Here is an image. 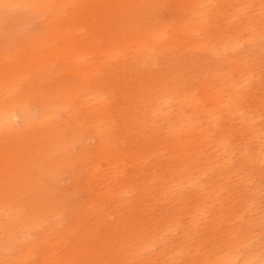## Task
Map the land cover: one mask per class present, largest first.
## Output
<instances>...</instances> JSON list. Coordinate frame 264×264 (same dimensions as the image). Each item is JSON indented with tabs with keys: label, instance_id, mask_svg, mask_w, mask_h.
I'll use <instances>...</instances> for the list:
<instances>
[{
	"label": "bare ground",
	"instance_id": "6f19581e",
	"mask_svg": "<svg viewBox=\"0 0 264 264\" xmlns=\"http://www.w3.org/2000/svg\"><path fill=\"white\" fill-rule=\"evenodd\" d=\"M138 1L142 0H126L125 7L133 9ZM144 1L146 0L142 2ZM56 2L55 0L32 2L0 0V264L91 262L93 264H264V251H259V248H264V244L248 243L250 242V240L247 242L248 236L237 240L232 233L218 232L216 224H219L227 214L222 209L213 210L209 207L211 198L217 193V184L234 165L233 160L238 154L236 149L229 148L230 139L228 137L224 139V135L220 134L225 125L221 126L219 120L224 113L236 127L241 121L238 112L242 107L239 108V106L243 104L240 103L243 87L237 88V84L230 83V89H226V81L220 79L223 69L219 72L212 71L211 61L208 60L205 63L204 59L201 63L205 65L200 68L199 66L203 64L198 65L199 60L196 61L199 48L203 54L210 56L207 51H204V49L207 50L204 45L193 43V40L199 39L197 32H200L194 25L199 21L200 16L197 8H206V12H211L216 9L220 1L187 0L182 9L173 15V19L183 28V31L179 30L176 40H170L163 47H161L164 44L163 38H167L170 32L166 30L157 32L158 28H147L146 39L138 44H131L127 47V51H116L114 46L120 37L124 35L129 37L131 33L130 30L125 31V29L119 32L122 24L119 28L110 30L108 37L107 34H100L105 39L103 44H99L101 47L97 48L105 54V65L116 61L118 68H113L112 72L120 69L123 75L120 78L108 77L107 80L112 79L108 87L98 88L97 92L93 93L88 92L87 80H84L85 90L75 80L84 76H88L87 79L93 77L94 80L102 71L93 67L91 74L81 73L91 67L88 68L83 64L85 59L83 57L92 54L93 47L88 46V52H79L80 56L75 53L70 54L60 69V62H63L61 58L65 57V49L62 51L59 50L60 48H55L53 41L55 39L64 43L66 38L71 39L72 33L82 34L84 29H87L90 34L96 33L98 17L96 13L87 10L86 23L72 17L73 20L66 25L63 20L64 13L62 14L53 5ZM223 4L228 7L227 11L222 14L221 10H215L217 13L211 19L205 16L210 23L208 21L204 23V28L209 29L211 34L209 39H212L207 47H210L211 51H216L212 54L217 56L216 60H219L220 65L226 64L221 58L227 50H238L243 46L246 48L258 46L263 37L262 32L255 30L256 25L253 21L234 24L236 18L244 16L242 13L244 9L238 10L236 2H223ZM19 10H26L27 14L18 17ZM50 10L54 11L51 14L54 17L51 24L55 26L52 27L49 37L44 36V31H41L38 22L40 28H32L30 33H22L18 36L23 46L21 52L25 53L27 48H33L31 54L37 61L27 59L29 56L27 54L14 59L13 56L17 52L9 53L7 49L12 46L11 42H14L15 37L12 38L13 34L7 24L15 18L24 23L31 16L37 17L39 13L43 14ZM231 10H238L233 17L228 13ZM118 12L115 10L108 13L104 21L105 27H108L111 22H116L115 14ZM150 14L151 10H148L144 18L148 19ZM168 26L166 25L163 29ZM232 30L239 34V42L230 40L218 42L217 39L212 38L214 35L221 34L230 37ZM98 31L104 33L99 29ZM44 40L43 44L41 41ZM69 40L64 43V46ZM37 44L40 46L35 47ZM168 49H170L169 52H167ZM123 52L126 53L120 56ZM156 52L157 58L163 60V63L180 55L183 59L178 63L181 66L176 70L188 72L187 80L184 82L181 80V83L175 82L173 87L172 83H169L170 86L158 84V88L153 91L151 102L145 100L139 92H136L132 98H128V91L124 95V89L121 90L123 96L121 101H108L109 96L117 91L112 90L114 84L118 85V80L123 81L126 78L124 74L130 70L129 67H146L154 64L156 59L154 58L153 61L150 55ZM126 55H133L134 59L129 62L121 61ZM53 63L54 66H52ZM51 67L56 68L51 76H61L59 82L52 83V89L48 90V95L53 94L52 97L45 99L39 96L37 103L30 101L28 94L34 91L37 84L47 83L49 86L47 75ZM74 68H78L80 72L73 73L72 80L67 79L69 76L61 74V70ZM197 68L198 72L202 69L213 75L211 84H213L214 92L212 91L213 94L207 97L209 108L205 111L195 109L196 106L192 105L194 100L192 93L186 92L183 87L185 82L191 87L196 85L191 71ZM179 77L181 75L176 79ZM22 84H26L27 95L25 96L16 94L17 88ZM124 85L117 88L120 90ZM57 93L63 94V101L55 105L54 94ZM76 103L93 109V128L89 125L84 126L81 119L73 122V127L63 128L60 119L65 116L68 106ZM182 104L183 108L179 110ZM109 107L119 109L122 115H116L114 111L109 110ZM196 115L200 123L196 122ZM159 119L161 123L157 124ZM63 120L67 121V118ZM230 125L228 123L229 127ZM209 126L214 128L213 135H219L212 141H209V137L202 131L203 127ZM195 128H197L196 133H192ZM244 129H247L250 135L252 134L250 120ZM184 130L189 142L192 134H195L200 138V144L191 145L187 140L184 142L176 139L175 135ZM144 133L148 136L139 141L138 138L144 136ZM90 137L95 139L99 148L95 161L93 160L95 154L86 152L89 149H87L86 139ZM116 137L125 139L124 143L128 142V152L123 155L122 150L119 149L114 151L108 159L104 150L107 148L113 150L117 147L112 143ZM251 139H254L255 146L250 149V153H247V150L244 157H247L248 162L264 161V154H261L259 150L264 146V140L261 141L263 137L254 136ZM75 147L77 149H74ZM245 148L247 149V146ZM79 149H83L84 152L77 154ZM160 152L166 154L164 159L159 157ZM239 152L241 153L240 150ZM118 157L121 159L119 160ZM105 159L108 161L105 166H102L100 161ZM166 159L169 161L163 162ZM132 160L133 182L136 181L137 174L141 175L144 181L149 178H152L149 179L150 182L153 181L151 191L146 192V201L139 210L132 208V204L137 200L134 186L127 187L125 183H122L120 189L123 195L114 189L118 183L117 178L123 162H132ZM146 161L152 164L146 167L142 164ZM154 164H156L154 167L157 168V172L150 170ZM238 167L236 172L241 171L239 165ZM62 173L66 178H72L75 187L79 189L81 187L78 180L83 179L82 185L85 187H82L89 194V197L80 205L83 221H88L84 218L83 209L97 210V205L103 203L102 196L104 199L109 197L111 208L120 214V218L116 226H113L116 228V233L112 232L103 237L105 241L103 244L92 246L90 240L84 236V243L79 242L77 247L67 249L66 255L62 258H56L52 247L57 250L66 248L63 233L72 231L70 227L74 226L75 221L73 210L62 199L61 193H54V196L52 194L57 178ZM239 174H235L234 177ZM155 182H158L157 186H154ZM47 183L48 186H45ZM111 185L113 186L110 187ZM44 188L47 190L45 191ZM205 188H210L212 191L203 193ZM237 189L236 194H239L244 191L245 185L241 182V186ZM185 190L190 191L188 194L195 198L192 205L188 207L184 206L185 197L182 193ZM152 192L157 195V197L152 196L155 201L164 200L165 204L172 206V209L166 211L168 208L165 207L163 209L165 211L157 210L159 207L155 208V205L158 203L148 206L149 194ZM107 193L109 196L106 195ZM180 198L183 200H179ZM173 202L176 203L173 204ZM247 203L244 202L243 205ZM163 206L164 204L160 207ZM150 211H154L153 214L149 213ZM64 213L69 219L67 230L56 228L58 225L61 226V216ZM217 214H219L218 217ZM136 216L140 217L139 224L133 228ZM208 218L210 219L206 220ZM215 221L216 223H213ZM126 222L132 224L125 229ZM42 225L46 227L43 228ZM200 232L202 233L199 234ZM55 234H58L61 240L59 244L52 245ZM113 234L117 236L113 237ZM83 244L86 247H81ZM15 250L22 251L24 254L16 255ZM86 250H88V256L84 252ZM31 255H33L32 258ZM86 258H89L88 262Z\"/></svg>",
	"mask_w": 264,
	"mask_h": 264
},
{
	"label": "rangeland",
	"instance_id": "374dc122",
	"mask_svg": "<svg viewBox=\"0 0 264 264\" xmlns=\"http://www.w3.org/2000/svg\"><path fill=\"white\" fill-rule=\"evenodd\" d=\"M30 2L34 0H28ZM57 1L55 4H53L60 12L63 14V20H65L64 23L66 25L72 17H75L74 19H80L83 20L85 23L87 18V10H90L92 13H96V16L98 17V23L95 26V28H98L101 32L104 31V33H99L98 29L96 33L90 34V32L87 29L82 30V34L80 33H72L69 38H66L64 41L69 42L67 44L61 43L58 40L53 41V45L55 48H60L59 50L65 49V57L61 58L63 62H60L61 68L65 64L64 60L69 56L70 54H76L78 55L79 52L87 51L88 46L93 47V53L87 54L83 61V64H85L89 69L86 71H82V74H91L93 72V67L95 69H101L102 71L98 73V77L93 80V77L91 79H87L88 76H84L81 79L75 78L76 81H78L84 89V80H87L88 82V92H97V89H103V87L107 88L108 85L112 82L107 80L108 77L113 78H120L123 75V71L119 69V71H113V68H118L117 62L114 61L112 63H108L105 65L104 63V57L105 54L101 52L100 48H97L98 46L101 47L99 44H103V37H101L100 34H107V37L109 36L108 32L113 29H117L120 27V31L125 29V31L130 30L131 33L129 37H126L125 35L123 37H120L116 44V51H122L126 50L127 47L131 44H138L146 39L145 37V30L149 27L151 28H158L157 32L166 30L167 32H170V35L167 36V38H163L164 44L161 46L163 47L166 45L170 40L175 39L177 37V33L179 30L183 31V28L177 22L173 19V15L177 13L179 10L182 9V7L186 4L187 0H146L144 2L138 1L137 5L133 9H127L125 7L126 0H55ZM219 4H217L216 9L217 11H222V14H224L225 11H227L228 7H225L223 2L232 3L236 2L238 10H243V17H238L235 19V25H237L239 22L243 21H253L254 25H256L255 30L257 32H262L263 37L261 40V43L258 46H249L244 47L242 49L238 50H227L226 54H223V61L226 62L225 65H220L219 60L217 56H214L212 53H215L216 51H211L210 47H207L209 43H211L212 39H209L211 34L209 32V29H205V22L208 21L205 16L209 17L211 19L212 16H215L217 11L213 10L211 12H206V8L198 7L199 9V21L197 23H194L196 26V30H200V32H197V38L198 40H193V43H198L204 45L206 49L204 51H207L209 55L203 54L201 52V49L199 48L198 54L196 56L198 61L202 66H199L202 68L206 61H211V70H216L219 72L221 69H223L221 73V80L224 79L226 81L225 87L226 89H230L229 84H237V88L243 87V91H241L240 94V103H243L239 106V108L242 107L241 110H239L238 115L241 117V121H239V124L235 127L233 125V122H231L230 119H227V116L223 113L224 116H222V120L220 118L219 122L221 126H224L223 131H221L220 134L224 135V139L227 137L230 139L231 144L229 145V148L236 149L238 154H236V157L233 162L234 165L230 168L228 173L225 174V176L222 178L221 181L217 184L218 189L217 193L211 198V201L209 202V207L213 210L215 209H222L227 215L221 220L219 224H216L218 228V232L220 231H226V233H232L234 236H236L237 240L239 239H245L246 236H248V240L250 242L248 243H256V244H264V161L261 160L258 163H254L252 161H247V157H244V154L250 153L254 145V139H251L254 136L263 137L261 141L264 140V0H219ZM58 6H61V8H58ZM236 6V5H235ZM246 8V9H245ZM118 10L119 12L115 14V20L116 22H111L108 27H105V20L107 19V15L111 11ZM148 10H151V14L148 17V19L144 18V15L148 12ZM205 10V11H204ZM237 10V11H238ZM26 11V10H25ZM23 10L18 11V17H21L25 14H27ZM233 11V10H231ZM228 11L229 15L232 17L236 14L237 11ZM54 11L50 10L45 11L42 13H39V16L33 17L31 16L29 19H27L24 23L19 20L18 18H15L10 23H8V29L13 34L12 38L15 37L14 42L12 43V46L9 47L7 50L9 53L17 52L13 57L14 59H17L19 57L24 56L25 54L29 55L27 59L37 61L36 59H33L31 51L33 48H27V51L25 53L21 52L23 49V46L21 44V40L18 38V36L22 33H30L32 31V28H40L41 31H44V36L47 38L50 36V31L52 30V27L55 25L51 24L54 17L51 16V14ZM195 21V20H193ZM38 22V24H37ZM125 23V25L123 24ZM210 23V21H208ZM98 24H101L100 26ZM38 25V26H37ZM86 25V24H85ZM166 25H169L167 28L163 29ZM201 25V27H199ZM59 26V25H58ZM88 26H90L88 24ZM263 28V29H262ZM260 30V31H259ZM230 37H227L226 35H214L212 38L217 39L218 42L220 41H232V42H239V34L232 30L230 33ZM186 38V37H185ZM187 39V38H186ZM191 40V39H190ZM43 44L44 41H41ZM214 43V42H213ZM40 44H37L35 47H39ZM61 46V47H60ZM253 47V48H251ZM130 50V49H129ZM170 49L167 50L169 52ZM126 52H123L120 54L123 55ZM157 52L155 54L150 55L152 57L153 61L154 58L156 59L154 64L150 66H137V67H129L130 70H128L124 75L126 78L122 80H118V85L114 84L112 90L116 89L112 95L109 96V100L115 101H121L123 99L121 90L124 89V95L128 91V98H132L136 92H139L141 95H143L144 99L148 102H151L153 97V91L156 90L158 87V84H167L170 86L169 83H172L171 86L173 87L175 82H184L187 80L188 72H182L180 70H176L177 67L181 66V64H178L181 59H183L180 55L177 57L174 56L169 62L163 63V60H159L156 56ZM204 55V56H203ZM80 56V55H78ZM201 57V59H200ZM69 58V57H68ZM13 59V60H14ZM118 59V58H117ZM120 59V58H119ZM133 55H126L121 59V61L129 62L133 60ZM162 59V58H161ZM205 63H201L204 62ZM207 59V60H206ZM68 63V60H67ZM222 64V63H221ZM54 66V63L52 64ZM59 66V65H58ZM197 66V65H195ZM193 67V65H192ZM198 67V66H197ZM56 68H49L48 75H47V83H40L36 85V88L34 91L29 92V99L30 101L37 103L39 101V96L45 99H49L52 97L53 94L48 95V90H51L52 83L59 82L61 76L53 75L51 76V73H55ZM62 75L69 76L67 79L72 80L73 73L80 72L78 68H74L71 70H61ZM191 74L194 76L196 85H187V82L184 83L183 87L186 92H190L193 95V106H196V110H207L208 104L207 100H209L207 97L209 95L213 94V84H211L213 78L212 74L207 73L206 71H203L202 69L199 70L193 69L191 71ZM59 75V74H58ZM179 75L178 79H176ZM175 80V81H174ZM245 81V82H244ZM244 82V83H243ZM181 83V82H180ZM125 84L120 90L119 86ZM25 86L26 84H22L21 87H18L16 90V94H19L20 96L27 95V92L25 93ZM106 90V89H105ZM177 94V93H175ZM63 101V94L57 93L54 94V103L57 105L59 102ZM111 103V102H110ZM183 104L179 106V110H182ZM109 110L114 111L116 115H122L121 111L116 108L109 107ZM179 110H177L179 112ZM175 111V112H177ZM248 114H247V113ZM113 113V112H112ZM196 114V113H195ZM257 115V116H256ZM93 116L94 112L91 107H83L79 106L78 103H76L73 106H68L65 116L61 118V123L63 125V128L67 127H73V122L76 120L81 119L84 126H90L93 128ZM260 116V117H259ZM38 117V114H37ZM197 118L196 122L200 123V119H198V115L195 116ZM67 118V121H64L63 119ZM250 120L251 122V129L252 134L250 135V132L248 133L247 129H244L246 126V123H248ZM161 120H157V124H160ZM228 123H230V127L228 126ZM96 125V124H94ZM195 130L192 131V133H196ZM203 133L209 137V141L214 140V138H217L218 136L213 135L214 128L212 126L209 127H203L202 128ZM88 132V131H87ZM185 130L182 132H178L177 135H175L176 139H180L181 141L186 142L188 139L185 135ZM90 135V134H89ZM135 136V135H134ZM148 134L144 133V136L138 138L139 141H142L141 139H145L144 137H147ZM88 142L86 152H91L93 156V160H97L96 153L99 151V148L97 146V143L95 139L90 137L89 139H86ZM125 139H121L119 137H116L115 140L112 142L115 146H117L115 149H105L104 154L105 156L110 159V155L114 153V151H118L119 149L122 150L123 155L128 152L127 145L128 142L124 143ZM189 142V141H188ZM201 142L200 138L195 136V134H192V137L190 138L191 145H199ZM264 144V142H263ZM247 146V149L245 148ZM134 148V147H132ZM74 149H77L76 147ZM83 149H79L77 154L83 153ZM241 151V153L239 152ZM261 154H264V146L259 149ZM76 155V154H75ZM160 158L164 159L166 157V154L163 152H160L159 155ZM171 158V157H170ZM169 158V159H170ZM106 160H101L102 166H105ZM120 160L121 157H118ZM169 159L164 160L163 162L169 161ZM100 160V159H99ZM105 161V162H104ZM62 162V160H61ZM60 162V163H61ZM144 166H149L150 162L142 163ZM133 165L132 162L124 161L123 167L119 170L120 174L117 178V184L114 189L116 191L121 192L122 189L121 185L122 183H125L127 187L134 186L137 194V200L135 203L132 204V208L140 209L143 203L146 201V192L151 191V186L153 184V181L150 182L149 178L147 180H143L142 176L137 174L136 181L133 182V176L132 174L134 169H131V166ZM156 164H154L150 170L153 172H157V168H155ZM237 167L235 168V166ZM238 165L241 168V171L236 172L238 170ZM240 173V174H239ZM235 174H239L237 177H234ZM83 179H79L78 183L80 185V189L75 187V184L72 180V178H66L65 174L62 173L57 178V183L54 185V192L52 193L54 196V193H61L63 196L62 199L66 202L68 207L73 210L75 221L74 226L70 227L73 230L64 232V237L66 240V248L64 250H57L55 247H52L54 250V254H56V258H62L64 255H66L65 251L69 248L77 247V244L79 242L84 243L85 239L84 236L87 237V239L90 240V244H103L105 241H103V237L110 235L112 232L116 233V228L113 226H116V223L118 222L120 218V214H118L113 208H111V204L109 201V197L107 199H104L102 196L103 203L100 205H97V210L90 211L89 209H83L84 218L88 221H83V215L81 213V207L80 205L83 203L84 200H86L89 197L88 192L84 189ZM242 185H245V189L243 192L236 194L238 191V187ZM74 184V186H73ZM158 182L154 183V186H157ZM45 186H48V183L45 184ZM84 186V187H82ZM111 185L110 187H112ZM226 186V187H225ZM45 189V188H44ZM47 189H45L46 191ZM210 190V191H209ZM212 189L205 188L203 190V193H209ZM186 192V193H185ZM187 190H185L182 194H184V206L188 207L192 205L195 198L193 195L188 194ZM109 196V193L106 194ZM123 195V194H122ZM149 203L148 206H151L152 204H156L155 208L157 210L159 209L162 211L165 207L170 211L172 209V206L170 204H165L166 202L164 200L155 201V199L152 198V196L157 197L155 192H152L149 194ZM191 199V200H190ZM179 200H183L180 198ZM226 200V201H224ZM128 202V200H126ZM244 202H248L247 204L243 205ZM176 202H173L175 204ZM163 207H160L163 205ZM170 206V207H169ZM246 208V209H245ZM252 209V210H251ZM165 211V210H163ZM154 211H150L149 213L153 214ZM251 212V213H250ZM116 213V214H115ZM66 213L61 216L62 221L60 222L61 226H57L56 228H62L63 230H67V227H69V219L65 217ZM219 214H217V217ZM112 217V218H111ZM238 217V218H237ZM134 219V226L139 224V216L135 217ZM210 218L206 219L209 220ZM233 221V222H232ZM213 223H216L213 222ZM129 224H132L131 222H126L124 227L125 229L130 226ZM43 228H45V225H42ZM263 227V228H262ZM206 230V229H205ZM252 230V232H251ZM55 232L57 230L55 229ZM203 232V231H202ZM200 232L199 234H201ZM253 233V235H252ZM117 235L113 234V237H116ZM177 236V235H176ZM254 238V239H253ZM252 239V241H251ZM61 238L58 234L53 235V241L52 245L59 244V241ZM236 240V241H237ZM236 244V242L234 243ZM89 245V244H88ZM249 246V245H248ZM81 247H86L85 244L81 245ZM105 247V246H102ZM264 251V248H259V251ZM201 251V250H199ZM85 254L88 256V250L84 251ZM16 255H23L24 253L22 251L18 252L15 250ZM33 255H31V258ZM87 262L89 258H86ZM235 263V262H234ZM85 264H93L91 263H85ZM238 264V263H236Z\"/></svg>",
	"mask_w": 264,
	"mask_h": 264
}]
</instances>
